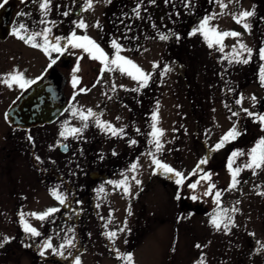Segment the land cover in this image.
<instances>
[{
    "label": "rangeland",
    "instance_id": "374dc122",
    "mask_svg": "<svg viewBox=\"0 0 264 264\" xmlns=\"http://www.w3.org/2000/svg\"><path fill=\"white\" fill-rule=\"evenodd\" d=\"M27 1H14L22 13L15 12L12 23L21 34L41 32L45 27L51 28L54 36L60 35L61 27L63 34L83 32L84 28L76 27L83 21L92 40L108 43L110 60L116 55L112 47L115 40L121 47L120 56L150 74L148 85L140 88V94L152 97L155 92L159 95L157 119L155 123L151 122L150 128L155 125L162 131L158 137L162 148L157 150L156 138H152L144 157L136 161L137 167L134 170L125 167L128 197L121 194V190L114 192L112 185L105 180L92 182L82 171L79 172L82 177L70 173L73 167L65 165L64 178L69 180L67 195L72 197L73 210L64 212L60 204L59 211L44 220L30 215L43 214L53 206L56 208L59 201L35 177L29 147L24 141L25 133L11 129L5 120L9 107L34 83L22 89L8 78L18 72L25 80L37 81L49 72L53 58L14 35L0 41V244H3L0 247V264H75L76 259L80 264H127L121 258L126 254L132 255L133 264H199L202 257L204 264H264V256L258 253L264 246V223L261 219L251 221L249 206L253 191L260 193V186L255 187L253 181L260 180L262 168L251 177V169L245 167L255 145H244L245 148L236 151L242 153L232 164L241 169L240 176L236 177L240 184L231 189L232 173L225 157L230 145L226 149L213 150L227 129L235 125L229 111L237 105L252 109L264 98V86L260 81L264 60L258 54L264 47V0H155L154 3L152 0H91L92 6L80 18L74 15L79 7L75 0H59L58 5L50 6L52 9L47 15L31 10L26 6ZM221 2L227 7L222 9ZM253 9L255 15L239 23L242 26L248 23L250 31L237 32L238 23L234 16ZM64 12L69 15L64 16ZM195 14L214 17L209 20V28L240 35L225 37L216 44L210 33L213 39V47L210 48L202 34L190 35L196 28H191ZM21 24L27 31L19 28ZM161 35L168 39H160ZM35 42L43 44L42 36L36 37ZM241 44L252 49L247 64L236 62L237 59L248 58L240 48ZM69 52L74 57V64L68 72L70 103L83 104L93 99L91 95L96 91L78 95L80 89L89 88L92 78L97 83L95 89H111V85H103L105 78L98 80L96 72L92 71L93 66H99L98 60L89 61L90 55L77 49L70 48ZM235 53L241 55L236 56ZM111 67L115 69V66ZM101 68L102 73L112 77L109 82H112L113 111L110 117L92 118L123 127L124 120H132V110H125V113L117 111L116 97L122 94L123 89L135 88L139 82L119 70H106L104 64ZM73 77L78 81L75 86ZM8 83L12 86L9 87ZM253 96L255 102L251 99ZM241 98L238 104L236 101ZM150 104L153 105L152 101ZM99 105L85 109L86 114L87 110L93 112ZM31 134L38 137L39 147L41 132L32 130ZM112 146L114 153L115 145ZM122 146L116 145L118 150H123ZM42 151L46 152L45 146ZM56 158L64 159L61 156ZM153 158L180 172L182 184L175 182L179 177L158 169ZM201 160H206V163L201 164ZM101 162L104 163L98 161L99 164ZM156 169L159 176L152 174ZM205 176H210V179H202ZM136 180L140 183L137 184ZM196 182L199 183L195 189L189 187ZM209 184L215 185L213 195L205 196ZM216 191L221 192L223 210H228L227 215L234 225H230L228 230L223 227L217 230L210 222L218 213L213 211L218 207L214 202ZM178 194L179 200L176 198ZM136 195H139L137 201L134 199ZM183 195L196 196L194 202L204 204L209 214L182 208ZM238 207L240 220L236 214ZM20 213L24 214L23 222L41 233L39 237L25 233ZM63 213L72 219L80 213L79 227H67ZM112 232L116 236L110 239L108 234ZM5 237L10 238L8 243H3ZM45 240H50L54 248L64 252V256L54 255L51 249L45 250V255L41 256L40 245ZM69 240L74 247H68ZM254 243H259L256 251ZM62 244L64 248L60 247Z\"/></svg>",
    "mask_w": 264,
    "mask_h": 264
},
{
    "label": "flooded vegetation",
    "instance_id": "af4514ba",
    "mask_svg": "<svg viewBox=\"0 0 264 264\" xmlns=\"http://www.w3.org/2000/svg\"><path fill=\"white\" fill-rule=\"evenodd\" d=\"M15 0H8V2L3 6L0 7V9L8 6H14V13H22L21 9H17V5L14 2ZM62 1V0H61ZM60 1V2H61ZM43 2V0H28L26 2V6L29 7L33 11H41L39 5ZM59 0H51L50 6L58 5ZM31 3V4H30ZM75 4L79 5L77 7L78 9L74 11V15L76 18H80L81 16H84L87 13L89 0H75ZM51 8V7H50ZM52 9V8H51ZM62 9V8H60ZM79 13L77 14L76 12ZM194 12V11H193ZM197 12V11H195ZM50 13V12H48ZM237 14V13H236ZM235 14V15H236ZM238 15V14H237ZM193 16V15H191ZM194 20L192 21V29L198 28L200 23L204 20L206 17H210V15L200 14L194 15ZM198 19H201L198 24H195ZM13 20V17H12ZM210 22V21H209ZM210 27V25H208ZM17 30L16 25L12 23V31ZM19 29V28H18ZM63 27L60 28V35L58 37L67 38L70 36L68 34H63ZM234 30V29H233ZM237 32L239 31H245L246 29L244 26L238 23L236 25ZM87 29L84 28L83 32H78L75 34L77 36H84L87 35L89 37V34L86 32ZM26 34V33H24ZM23 34V35H24ZM10 35V37H12ZM210 38V36H209ZM6 39V40H8ZM4 40V41H6ZM100 46V48L105 52V54L111 58V52L108 50V43L104 40H93ZM66 41L62 40L61 44L63 45ZM66 51L63 55H60L58 53L53 52L52 58L56 60V62L53 64L49 72L44 75L45 77L49 75V73L52 70H58L60 71L65 77H66V86H65V95L67 98V108L65 112L59 116V118L51 123L46 124L44 126H38L36 128L28 129V130H17L13 129L17 132L25 133V145L26 147H29V158H31L32 161V167L35 170V177H37L38 180L42 182V185L49 189V192H57L59 194H62L66 199H68V202L66 200V204H69V209H65V205H63L62 209L64 212L72 211L74 207H72V197L67 195L69 191V180H66L65 177V165L69 168V165L73 167V169L70 171L72 174L78 175L79 177H82L79 175V172L82 171L85 176H89L91 178V181H102L105 180L112 185V188L114 192H120L121 194L129 196V192H124V187H127V184L121 183L125 182L128 178V174L125 173V167H132V165H136V161H139L142 159L145 155L147 145L150 143V140L153 137L152 132L153 128H150L151 122L155 123L153 120V116L155 115L157 117V105L159 101V95L154 92V90L159 91V89H156L153 86V96L152 97H146L145 93L140 94V84L137 85L135 88H128L123 89L122 94L116 97L115 100V107H117V111L124 112L125 110H132V120L131 121H123L125 125L123 127H116L113 126L111 122H103L106 124H110L113 128H119L123 129V132H118L117 135H112V133L108 130L102 129L101 127L97 126L95 123V117H100L102 115H106L107 117L111 116V111H113V100H112V77L107 76L105 73H102L100 70L102 69L101 62L99 61V66H93L92 71L96 72L95 77L102 80L104 79L105 82H103L104 86L111 85V89H95L96 81L94 78H92L91 83L89 84V88H82L84 91H79L78 95H84L87 94L89 91H96L95 94L91 95L93 99H88L86 102L82 103H76L75 105L70 103V98L68 94V89L70 85V73H68L73 64H74V57L72 56V52ZM79 52H83L82 49H77ZM89 61L96 62L97 60L92 59L90 56L88 57ZM106 75V76H105ZM43 76V77H44ZM105 76V77H104ZM42 78V77H41ZM111 78V79H110ZM83 80V79H82ZM78 82V81H77ZM81 82V80H80ZM77 84V83H76ZM133 89H136L133 91ZM90 98V97H88ZM150 101H152V106L150 104ZM100 104V105H99ZM98 108L93 110V113L97 114L94 118L89 117V119L86 121L88 124L87 128L83 127V124L85 121H82L79 116V112H83L86 115L87 108L90 107H96ZM236 108V109H235ZM244 109H247L250 112L253 113H259L264 114V98L260 102L258 106L253 107L252 109H249L247 107H244L242 105L235 106L232 110L229 111L232 118H234L235 121V127L238 131L241 132V135H239L234 140H229L225 142L224 146L221 148L226 149L228 145L229 152L226 153L228 162L230 159L234 160L235 157H232V153L236 152L237 150L240 151L241 149L245 148L244 145H251L255 147L259 143L261 139H264V130H262V126L259 122L255 121L254 117H250L247 115V113L244 111ZM74 112H77L76 115H73ZM238 113L237 115H233V113ZM63 116H66L65 119L61 121V118ZM121 117H124L123 114ZM54 126V127H53ZM72 128H79L82 129V131L77 135H72L70 133V129ZM118 129V130H119ZM232 129V127L228 128L227 131L223 134L222 137L225 136V134ZM32 130H39L41 132V141L38 147V141L36 136H32L31 131ZM61 132L65 133V137H62L60 135ZM31 137L32 139L29 140L28 137ZM44 141V143H43ZM51 141L50 145L48 142ZM132 141H135V143H132ZM115 145V152L113 153V146ZM123 145V150H118L116 145ZM62 145H66L67 152L63 153L61 150ZM46 147V152L43 153L42 149L43 147ZM40 148V151H39ZM38 149V150H37ZM219 150V149H218ZM105 155L103 158L102 156ZM56 156L63 157L64 159L62 161L58 160ZM39 157V160L36 159ZM53 157V158H52ZM69 158V159H67ZM154 159V158H153ZM250 159V158H249ZM65 160L67 162L65 163ZM98 161H104V163L101 162V164L98 163ZM237 167L235 165H232V169H236ZM68 170V169H67ZM257 170H255V174L253 173V170H249L251 177H254L257 173ZM154 173V172H153ZM152 173V174H153ZM241 171L236 177L240 176ZM158 173V169L155 170L154 176H156ZM260 180L256 181L254 183L255 187L260 186V193H258L257 190H254L250 197V214H251V221H257L258 219H261L264 223V195H261V193H264V179L261 180L262 177H264V167H262V171L260 173ZM84 178V177H83ZM238 181V180H237ZM237 184H240V181H238ZM129 189V188H128ZM141 193V192H140ZM132 195L135 194V190L131 193ZM67 195V196H66ZM141 195V194H139ZM139 195H136L134 199L137 201L139 200ZM131 197V196H130ZM238 198V197H236ZM239 200V199H238ZM181 206L182 208H185L186 210L190 212L200 213L203 212V215L209 214V210L204 204H201L200 202L195 203L194 200L186 195H183L181 198ZM253 201V202H252ZM237 203L240 205V202L237 201ZM109 204V203H108ZM112 206V204H109ZM223 205L224 202L220 201L219 206L215 208L213 211H218L217 214L223 213ZM60 207V203L57 204L56 208L58 209ZM54 208V206L52 207ZM214 212V213H215ZM237 217L240 220V209L238 207L236 211ZM258 215V217L256 216ZM261 216V217H260ZM62 217H64V221L67 224V227L74 226L75 228L79 227L78 219L80 217V213H77V216L72 219L69 215H66V213L62 214ZM257 223V222H256ZM255 223V224H256ZM259 243H254V250L258 247ZM256 251V250H255ZM258 253H261L260 256H264V248H262Z\"/></svg>",
    "mask_w": 264,
    "mask_h": 264
},
{
    "label": "snow or ice",
    "instance_id": "6c2138e0",
    "mask_svg": "<svg viewBox=\"0 0 264 264\" xmlns=\"http://www.w3.org/2000/svg\"><path fill=\"white\" fill-rule=\"evenodd\" d=\"M7 2H8V0H3V3H0V7H3ZM50 2H51V0H43V2L40 3V5H39V7H40V9L44 15H47L48 12L51 11ZM152 2L154 3L155 0H152ZM166 2H167V0H166ZM91 6H92L91 0H89L88 7H91ZM185 6L187 7L189 5L186 4ZM220 7L222 9H224L227 6L221 2ZM135 11H136V14L138 16L139 10L137 9ZM63 15L67 16V15H69V13L64 12ZM253 15H255L254 9L251 11L241 12V13H239L238 16H234V19H236L237 23H240L245 18L252 17ZM212 18H214V17L204 18V20L200 23L199 27L193 29L192 32L190 33V35H196L197 33L202 34L205 37V39L207 40L208 47H210V48L213 47V39L209 38L210 33L215 38L216 44H220L221 41L225 37H228V36L237 37L240 35L239 33H236V32L220 33L215 28H209L208 27L209 20ZM41 23H45V21H41ZM76 27L83 29V28H86L87 25H85L83 23V21H80L79 23L76 24ZM97 27H99V25H97ZM19 28L27 31L24 28V25H22V24L19 26ZM244 28L246 30L250 31L248 23H244ZM12 34L14 36H16L18 39L24 41L25 43H30L32 47L40 48L45 53V55L49 56L50 59H51V54L53 52L58 53L60 55H63L66 51H68L69 48L82 49L84 52L88 53L92 59L99 60L102 64H104V67L106 70H108V71L119 70L122 74H126V75L130 76L133 80H137L140 84V87H146L148 85V81L150 79V74L145 73L141 68H139V66H137L131 60H128L123 56H120L119 53L121 51V47L115 40L112 41V47L116 50V55L114 58H112L110 60L109 57L105 54V52L100 48V46L98 44H96V42L93 41L87 35L77 36L75 34V32H72L70 34V36H68L67 38L58 37V36L51 35V28H48V27H45L41 32L28 33L27 35H23V34H21V32L19 30L14 29ZM41 36L43 38V44L36 43L35 42L36 37H41ZM160 39L166 40V39H168V37L161 35ZM177 39H179L178 36H177ZM62 40L66 41L63 45L61 44ZM240 48L243 50V52H246L248 54V58L237 59L236 62L237 63H243V64L249 63V59L252 56V49L248 48L246 45H243V44L240 45ZM221 51H223V47H221ZM235 54H236V56L241 55V53H235ZM258 54H259V58L261 60H264V47L259 49ZM55 62H56L55 59H51V64H54ZM51 64L49 66H51ZM111 66H115V69L112 68ZM168 70H170V69H166V71H168ZM8 79L18 83L19 87L22 89L25 88L26 85L35 83L34 80L33 81L25 80L23 78V74L18 73V72H14L13 74H10ZM260 81H261L262 86H264V67H262L260 70ZM5 82L7 83L8 81L6 80ZM76 83H77V79H76V77H73V85L75 86ZM8 86L11 87L12 84L8 83ZM135 90L136 89H133V91H135ZM81 91H84V90L81 89ZM251 99L254 102L256 100V98L254 96L251 97ZM241 101H242V98L238 99L236 102L239 104V103H241ZM244 111L247 113L248 116L254 117L256 122H259L262 126H264V114L253 113V112L248 111L247 109H244ZM76 114H77V112L73 113V115H76ZM237 114L238 113H235V112L233 113V115H237ZM96 115L97 114L93 113L91 109L87 110L86 115L83 112H79L80 119L82 121H85V123L83 124V127L87 128L88 124L86 123V121L89 119V117H95ZM6 118H7V114H6ZM156 119H157V117L154 115L153 120L155 121ZM95 123L97 126L101 127L102 129L110 131L112 133V135H117L118 132H123V129L117 130V129L113 128L110 124H106V123L101 122L98 118L95 120ZM262 130H264V127H262ZM69 131L72 135H77L82 131V129L72 128ZM162 134H163L162 131L159 129H156L155 125H153L152 135H153V137L156 138L155 139V147L157 150H160L162 148V145L160 144L159 139H158V137ZM60 135L62 137L67 138L65 136L64 132H61ZM239 135H241V132L238 131L237 128L234 126L232 129H230L225 134L224 137L221 138V141L215 145V148L213 150H218V149L222 148L224 146L225 142H227L229 140H234ZM28 139L31 140L32 138L29 136ZM132 143H135V141H132ZM62 147H64L66 150V146L62 145ZM238 155H242V153H237V152L232 153L233 158L238 156ZM36 159L39 160V157H37ZM153 163L156 165V167L158 169H162L164 173L174 174L176 177H179L178 179H176L175 182L178 185L182 184L183 176L180 172L175 171L174 169H172L170 166H168L166 164H162L159 160H156L155 158L153 159ZM200 163L204 164V163H206V160H201ZM232 164H233V160L230 159L229 165H228L229 170L232 173V183L230 185V189L234 188L236 186V184L238 183V181L236 180V176L241 171V169L238 167L233 170ZM245 167L252 169L254 174H255L256 169H261L262 167H264V139H261L259 141V143L257 144V146L251 150L250 162L248 164H246ZM132 168L134 170L136 168V165L135 164L132 165ZM153 174H155V172ZM132 179L135 180V177H132ZM202 179L208 180V179H210V176L202 177ZM135 182L137 184L140 183V181H138V180H136ZM121 183H126V181L121 182ZM198 183L199 182L192 183L189 185V187L192 189H195L197 187ZM214 188H215L214 184H209L204 195L205 196H212ZM102 190L103 189H101V191ZM124 192L125 193L129 192L128 187H124ZM52 195L59 201V203L61 205H65V203H66L65 197L62 194H59L57 192H53ZM261 195H264V193H261ZM220 196H221L220 191H216L214 193V202L218 206L220 203ZM176 198L178 200L180 199L179 194L177 195ZM192 199L196 200L197 197L193 196ZM57 211H59V209L52 208V209L47 210L43 214L31 213L30 215L35 216L37 219L44 220L47 216H49L50 214L55 213ZM232 211H236V209H232ZM227 212H228V210H223L222 214H217V215L212 216L210 222L217 230H220L221 227H223L225 230H228L229 226L232 225L231 217L227 215ZM20 216H21V220L23 222L24 214L20 213ZM232 226H234V225H232ZM23 228H24L25 233H29L33 237H39L41 235L40 232H38L35 228L31 227L26 222H23ZM108 236L111 239V238L116 236V233L115 232L109 233ZM9 239L10 238L5 237L3 240V243H8ZM67 244H68L69 248L74 247L72 240H69L67 242ZM2 246H3V244H0V247H2ZM26 247H30V245H26ZM60 247L64 248L65 245L62 244V245H60ZM197 247L199 248L201 246L197 245ZM40 248H41V251H40L41 256L45 255V250H47V249H51L54 255H59L61 257L64 256V252L58 251L56 248H54L52 246L50 240H45L40 245ZM262 248H264V246H262ZM70 254L71 253L69 252V255ZM121 258L124 259L127 262V264H133V257L131 254L122 255ZM75 264H80L78 259H76ZM199 264H204L203 257L201 258Z\"/></svg>",
    "mask_w": 264,
    "mask_h": 264
},
{
    "label": "water",
    "instance_id": "95a60500",
    "mask_svg": "<svg viewBox=\"0 0 264 264\" xmlns=\"http://www.w3.org/2000/svg\"><path fill=\"white\" fill-rule=\"evenodd\" d=\"M13 11L14 6L0 10V41L8 39L13 33L11 26ZM76 13L78 14L79 11ZM65 86L66 77L60 71L52 70L48 76L33 84L8 109L7 118L5 114L6 122L13 129L19 130H28L55 122L67 108ZM61 150L63 153L67 152V148L65 150L62 147Z\"/></svg>",
    "mask_w": 264,
    "mask_h": 264
}]
</instances>
